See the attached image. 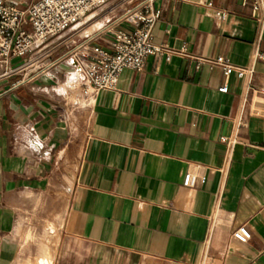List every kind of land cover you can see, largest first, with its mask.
Listing matches in <instances>:
<instances>
[{"label":"crops","instance_id":"crops-1","mask_svg":"<svg viewBox=\"0 0 264 264\" xmlns=\"http://www.w3.org/2000/svg\"><path fill=\"white\" fill-rule=\"evenodd\" d=\"M207 1H154V41L187 54L124 68L86 135L55 89L65 62L0 80V264H264V6ZM217 55L254 71L199 59ZM189 169L207 181L184 186Z\"/></svg>","mask_w":264,"mask_h":264},{"label":"built area","instance_id":"built-area-1","mask_svg":"<svg viewBox=\"0 0 264 264\" xmlns=\"http://www.w3.org/2000/svg\"><path fill=\"white\" fill-rule=\"evenodd\" d=\"M109 1L38 0L21 9L11 0H0V80L21 75L15 85L26 77L37 76L53 65L65 62L81 74L87 85L85 93L95 101L101 91L116 88L124 68L141 69L147 57L153 54L164 55L166 59L176 52L187 54L185 49H171L154 41V27L161 16V9L154 6L155 0H118L112 12L119 10L120 15L102 31L83 37L66 34L93 9ZM243 3L251 4L254 13L264 6V0H243ZM206 5L214 7L212 0ZM229 13L226 9L216 10L221 19H226ZM122 24L130 27H119ZM58 49H61L58 56L48 61L47 58ZM254 57H264V52H256ZM199 59L220 65L226 77L233 71L241 77L254 71L252 65H235L222 55ZM220 90L227 91V83ZM244 124V117L239 115L236 126ZM206 181V175L189 169L182 182L184 186L196 188ZM232 236L244 243L250 239L251 231L245 224H240L233 229ZM207 257L206 254L200 264H206Z\"/></svg>","mask_w":264,"mask_h":264},{"label":"rangeland","instance_id":"rangeland-1","mask_svg":"<svg viewBox=\"0 0 264 264\" xmlns=\"http://www.w3.org/2000/svg\"><path fill=\"white\" fill-rule=\"evenodd\" d=\"M118 0H111L103 5H100L99 7L93 9L87 17H85V21L90 19V21H87L81 25H73L72 29L70 31H67L66 34H76V37H83L85 35H91L97 32L102 31L106 28L111 22H113L114 17L120 15L121 11L115 10L112 12V8L114 7V4ZM92 26L94 31L89 32V28ZM91 28V30H92ZM61 49H58L57 51L53 52L48 60L53 61L58 54L60 53ZM18 61L16 60L15 63ZM58 65V63L56 64ZM55 65V66H56ZM31 68H28V71H30ZM70 68H64L63 74L61 76V79L55 83L56 85V91L64 92L67 95V100L69 102L70 107V113H71V119H73L75 122H79V130L82 131L85 135L87 131L89 130V126L91 123V117H92V106H93V99L88 93H85V89H87V85L85 84V81L81 78L77 84V86H64L63 83L67 79V75L69 72H71ZM49 71V70H48ZM14 77H22L21 75L14 76Z\"/></svg>","mask_w":264,"mask_h":264},{"label":"bare ground","instance_id":"bare-ground-1","mask_svg":"<svg viewBox=\"0 0 264 264\" xmlns=\"http://www.w3.org/2000/svg\"><path fill=\"white\" fill-rule=\"evenodd\" d=\"M88 15H89V14H88ZM88 15H87V16H88ZM87 16H86V17H87ZM84 19H85V18H84ZM84 19H83V20H84ZM90 19H91V18H90ZM90 19L86 20L85 22L90 21ZM81 21H82V20H81ZM81 21H80V22H81ZM80 22H78V23H80ZM78 23H77V24H78Z\"/></svg>","mask_w":264,"mask_h":264}]
</instances>
